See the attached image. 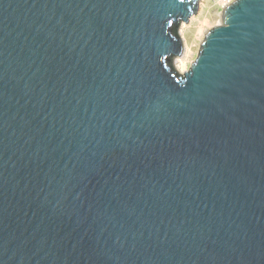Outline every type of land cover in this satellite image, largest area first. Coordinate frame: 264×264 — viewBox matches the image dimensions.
I'll return each mask as SVG.
<instances>
[{
  "label": "water",
  "instance_id": "1",
  "mask_svg": "<svg viewBox=\"0 0 264 264\" xmlns=\"http://www.w3.org/2000/svg\"><path fill=\"white\" fill-rule=\"evenodd\" d=\"M200 0H0V264H264V0L184 74Z\"/></svg>",
  "mask_w": 264,
  "mask_h": 264
},
{
  "label": "rangeland",
  "instance_id": "2",
  "mask_svg": "<svg viewBox=\"0 0 264 264\" xmlns=\"http://www.w3.org/2000/svg\"><path fill=\"white\" fill-rule=\"evenodd\" d=\"M232 1L200 0L197 11L189 22L179 24L178 34L183 43V52L181 56L175 57L173 60V67L178 73L184 74L189 70L198 56L205 32L216 25L222 8Z\"/></svg>",
  "mask_w": 264,
  "mask_h": 264
},
{
  "label": "bare ground",
  "instance_id": "3",
  "mask_svg": "<svg viewBox=\"0 0 264 264\" xmlns=\"http://www.w3.org/2000/svg\"><path fill=\"white\" fill-rule=\"evenodd\" d=\"M200 3V2H199ZM232 3V2H231ZM231 3H228V4H231ZM190 20V19H189ZM189 22V21H188ZM182 67H184V66H182ZM180 70H182V69H180Z\"/></svg>",
  "mask_w": 264,
  "mask_h": 264
},
{
  "label": "built area",
  "instance_id": "4",
  "mask_svg": "<svg viewBox=\"0 0 264 264\" xmlns=\"http://www.w3.org/2000/svg\"><path fill=\"white\" fill-rule=\"evenodd\" d=\"M233 1H234V0H233ZM233 1H232V2H233Z\"/></svg>",
  "mask_w": 264,
  "mask_h": 264
}]
</instances>
